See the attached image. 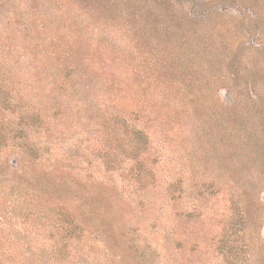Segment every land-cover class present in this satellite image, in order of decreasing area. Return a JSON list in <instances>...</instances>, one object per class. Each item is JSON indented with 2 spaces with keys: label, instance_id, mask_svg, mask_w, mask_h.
<instances>
[{
  "label": "rangeland",
  "instance_id": "rangeland-1",
  "mask_svg": "<svg viewBox=\"0 0 264 264\" xmlns=\"http://www.w3.org/2000/svg\"><path fill=\"white\" fill-rule=\"evenodd\" d=\"M0 264H264V0H0Z\"/></svg>",
  "mask_w": 264,
  "mask_h": 264
}]
</instances>
